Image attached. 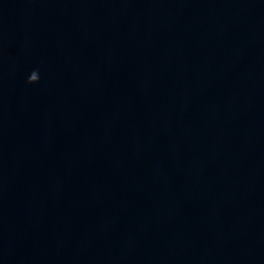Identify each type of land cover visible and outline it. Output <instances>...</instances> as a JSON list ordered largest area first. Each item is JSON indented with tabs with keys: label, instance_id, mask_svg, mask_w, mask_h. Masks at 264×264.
Segmentation results:
<instances>
[{
	"label": "water",
	"instance_id": "obj_1",
	"mask_svg": "<svg viewBox=\"0 0 264 264\" xmlns=\"http://www.w3.org/2000/svg\"><path fill=\"white\" fill-rule=\"evenodd\" d=\"M0 264H264V0H0Z\"/></svg>",
	"mask_w": 264,
	"mask_h": 264
},
{
	"label": "clouds",
	"instance_id": "obj_2",
	"mask_svg": "<svg viewBox=\"0 0 264 264\" xmlns=\"http://www.w3.org/2000/svg\"><path fill=\"white\" fill-rule=\"evenodd\" d=\"M37 80H38V72L37 70H33L28 76L27 81L29 83H33V82H36Z\"/></svg>",
	"mask_w": 264,
	"mask_h": 264
}]
</instances>
